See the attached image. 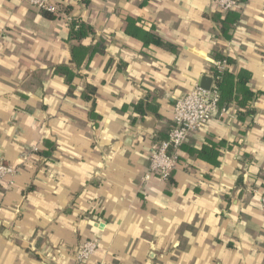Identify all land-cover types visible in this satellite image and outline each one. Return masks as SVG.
<instances>
[{"label":"crops","instance_id":"1","mask_svg":"<svg viewBox=\"0 0 264 264\" xmlns=\"http://www.w3.org/2000/svg\"><path fill=\"white\" fill-rule=\"evenodd\" d=\"M50 1L56 18L0 0V160L16 169L0 182V264H264V0L230 13L217 0ZM73 19L93 27L83 44L101 47L82 67ZM130 19L173 49L146 45ZM219 54L248 73L253 112L220 105L168 181H143L175 100L214 77ZM81 75L96 87V119ZM207 140L213 158L197 153Z\"/></svg>","mask_w":264,"mask_h":264},{"label":"built area","instance_id":"2","mask_svg":"<svg viewBox=\"0 0 264 264\" xmlns=\"http://www.w3.org/2000/svg\"><path fill=\"white\" fill-rule=\"evenodd\" d=\"M24 1L40 9H50V0ZM217 3L221 10L227 12L235 9L239 5V0H217ZM213 63L219 70L228 68L227 59H215ZM219 108V92L215 82L210 90L197 85L189 93L177 98L173 104L175 126L169 131L168 139L151 149L150 162L143 181H150L156 177L161 181H168L171 173L178 166L182 145L191 135L203 129ZM15 175L16 169L0 160V182ZM261 200L264 211V195ZM97 248V241L93 239L85 241L80 247L79 262L86 261Z\"/></svg>","mask_w":264,"mask_h":264},{"label":"trees","instance_id":"3","mask_svg":"<svg viewBox=\"0 0 264 264\" xmlns=\"http://www.w3.org/2000/svg\"><path fill=\"white\" fill-rule=\"evenodd\" d=\"M229 11L228 13H230ZM42 13L49 18H56L55 13L50 9H43ZM237 19L236 15L233 18L229 19L226 17L224 21H222L221 31L223 34L228 36L227 31L231 28L233 22ZM134 29L135 32L133 35L140 37L143 39L146 45H156L161 46L167 49H173V45L158 36L155 33H149L143 31L141 28L135 25L134 19H130L129 29ZM95 34L93 27L85 22L73 19L70 25V34L69 39L72 42V61L78 66L82 67L89 60L94 52L100 50L101 47H86L83 44V39L87 36ZM220 60L227 59L228 66L229 60L226 56L220 55L218 56ZM60 71L67 76V82L73 84L74 80L78 76V74L74 73L68 66L60 67ZM213 76L215 79V83L217 86V90L219 92V101L220 105H226L227 103L233 102L238 104L241 108L245 110H239L238 115L243 117L244 115L250 114L253 112L252 110V101L256 98V93L253 92L248 87V78L249 75L245 71L240 72L238 75H234L229 72L228 68L226 70H219L214 66ZM248 75V76H247ZM81 83L85 87V91L83 93V99L89 105V115L92 119H96L99 117V113L96 111L97 105V97H96V87L88 82L87 77L81 75ZM145 107L150 108V103H139L136 108L139 113H143L145 111ZM175 126V125H174ZM172 126L169 131L174 127ZM169 131L167 135L169 134ZM168 137V136H167ZM168 139V138H167ZM161 142V141H160ZM159 144V143H157ZM184 145V144H183ZM182 145V146H183ZM217 144L214 141L207 140L204 147L197 151L198 155L204 158H213L215 155H218L217 150L215 149ZM216 162V161H215Z\"/></svg>","mask_w":264,"mask_h":264},{"label":"water","instance_id":"4","mask_svg":"<svg viewBox=\"0 0 264 264\" xmlns=\"http://www.w3.org/2000/svg\"><path fill=\"white\" fill-rule=\"evenodd\" d=\"M215 82L214 77L203 75L198 80V86L206 90H210Z\"/></svg>","mask_w":264,"mask_h":264}]
</instances>
